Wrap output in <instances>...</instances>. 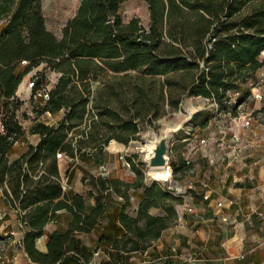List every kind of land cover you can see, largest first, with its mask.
<instances>
[{"label": "trees", "instance_id": "obj_1", "mask_svg": "<svg viewBox=\"0 0 264 264\" xmlns=\"http://www.w3.org/2000/svg\"><path fill=\"white\" fill-rule=\"evenodd\" d=\"M125 1L81 0L59 38L47 28L43 0H0V185L15 209L25 212L21 221L29 231L23 247L35 263L63 264L70 253L71 260L89 262L93 254L75 234L90 233L106 217V195L97 196L88 213L85 197L64 192L58 153L70 158L91 154L103 166L111 141L128 145L139 133L138 122L160 119L165 105L178 110L185 96L215 102L216 115L230 109L236 116L251 96L248 84L264 65L259 59L264 50V0H144L148 29L139 18L123 22ZM23 62L27 65L19 70ZM43 63L44 73L55 71L60 77L36 113L64 116L56 126L35 124L29 133L39 136V142L10 161L15 143L27 134L18 117L24 105L18 89ZM42 88L36 78L33 96ZM235 92L241 96L229 104ZM86 120H92L87 133L80 130ZM210 120L195 127L205 128ZM171 151L176 177L181 166ZM128 161L136 175L133 183L101 182L103 192L112 190L124 201L118 214L123 236L100 239L112 245L110 255L118 260L121 252H146L176 225L177 206L184 202L159 184H146L144 172ZM131 190L140 192L136 216L128 213ZM62 209L72 221L65 232L48 237L44 254L35 242ZM152 209L160 213L153 215Z\"/></svg>", "mask_w": 264, "mask_h": 264}, {"label": "crops", "instance_id": "obj_2", "mask_svg": "<svg viewBox=\"0 0 264 264\" xmlns=\"http://www.w3.org/2000/svg\"><path fill=\"white\" fill-rule=\"evenodd\" d=\"M75 15L76 13L73 17ZM133 18L129 20L123 18V22L128 24ZM149 26L150 15L148 27H144L148 29ZM257 79L256 75L253 81ZM250 101L253 100L246 101L238 108L234 119L222 115L214 120V130L211 129V123L202 129L203 132L206 131V137L202 139L207 141V145L200 144L199 157L204 159V165L200 167V170H204L203 174L209 180L206 185L208 189L204 193H197L200 198H195L192 193H189L177 208L179 219L176 225L164 231L161 238L153 242L144 253L121 252V262L129 261V264H264V223L259 216L260 213H264V121L258 120L259 118L255 116L257 112L260 114L264 111V101H255V103ZM60 115L62 117L63 113ZM247 119H250L251 125L245 128L243 125ZM37 123L49 125L38 118L31 123L30 129ZM22 125L24 127V124ZM24 129L28 138H33L32 144L36 145L40 137L30 136L29 129L25 127ZM0 132H3L2 125ZM207 132L211 135L210 138ZM234 135L239 139L238 150L233 149ZM27 149L28 147H14L10 161L18 159ZM123 150L124 146L115 141L105 148L103 157L107 177L98 173L97 166H101L95 163L91 154H87L86 158L80 157L79 163H71L67 159L59 161V174L64 192L70 197L74 195L85 197L88 213L95 207L97 196L109 197L106 201V217L100 224L90 233L75 234L84 250L93 254L90 261L85 262L82 258L71 260L68 257L74 254L70 253L63 264L107 262L111 258L112 245L107 240L100 242L101 237L115 240L123 236L124 230L118 216L124 203L123 198L112 190L103 192L101 188V182L105 179L119 180L124 183H133L136 180L134 173V175L129 173L132 178L128 180L121 176V165L117 162V156ZM124 175H127V170ZM89 178L93 180V185H90ZM66 186L68 189L65 188ZM135 194L138 197L140 192ZM131 198L130 207L133 212L129 214L136 216L140 204L139 197L137 203H134L133 197ZM219 203L223 204L222 207L218 206ZM187 204L195 207L194 213L185 210ZM155 212L157 211L154 209L150 211L153 215L157 214ZM224 218L228 221L225 222ZM71 221L72 215L69 212L65 209L59 210L56 218L46 224L43 236L36 240V249L46 254L48 237L54 232H65ZM27 231H29L27 227H20L15 207L7 196L5 188L0 185V242L9 248L5 254L12 261L10 264H38L30 259L23 247ZM170 251H175L181 255L182 259L164 260L163 257Z\"/></svg>", "mask_w": 264, "mask_h": 264}, {"label": "rangeland", "instance_id": "obj_3", "mask_svg": "<svg viewBox=\"0 0 264 264\" xmlns=\"http://www.w3.org/2000/svg\"><path fill=\"white\" fill-rule=\"evenodd\" d=\"M79 4H80V0H43V12L46 19L47 28L50 31H52L57 37L60 38L62 36L63 28L76 13ZM121 15L125 20H129L133 17H139L142 25L148 27L149 24L148 8L144 0L125 1V3L121 7ZM26 65L27 64L24 63L21 64L19 70H22ZM46 66L47 64L43 63L39 67L34 68L27 76L24 77L18 89L17 97L20 98L22 101H24V105L18 112V117L21 123L24 124V127L26 129H29V131L32 125L31 123H34V121L37 120L38 118H40L41 122L48 123L51 126H55L56 122H58L57 120L62 118L60 114H57L55 116L42 114L39 116V114L36 113L37 110L41 109L46 102V100L42 95H44L45 91L49 92L56 85L60 77V74L55 71H47L46 73H44V69ZM113 76L114 75H112V77ZM36 78H38L39 81H42L43 88L41 89L40 93H38L34 97L33 88L30 89V84L32 83V81H35ZM150 93H153L152 95H154V92H150ZM249 100H253L250 102L255 103V100L251 96L248 98L247 101ZM241 106L242 105H240L239 107ZM216 108L217 107L215 102L210 101L209 99H206L204 97L185 96L178 110L174 111L168 105H165V107L163 108V117H161L160 119L150 120L151 119L150 117L147 118L144 122H138L137 125L139 128V133L134 138H131V141L128 145L120 143L124 146V150L121 153H119L117 156V162H119V164L121 165V171H122L121 176H123L126 180L132 178L131 175L133 174V172L131 170V164L128 161V159H132L135 165H137L144 172L145 175L144 182L148 185L159 184L166 190L173 193H176L179 190L181 192L183 191L180 195L183 199H185L191 192L204 193L208 189L206 185L208 184L209 180L203 174L204 170L203 171L200 170V167L204 165L203 163L204 159L200 158L199 156L201 155L200 140L206 137V131L203 132L202 131L203 128L201 127H195V124H200L203 121L211 118L209 123H211L210 124L211 129L214 130L215 128L214 120L219 118V116L216 115ZM191 113H195L193 118L184 125V127L178 134H175L172 137L170 142V150H172L171 151L172 159L173 161L180 163L181 172L176 177H174L173 169L169 165L172 175L168 183H165V181L154 178L153 171H151L148 168L147 164L144 163L147 155L146 147L149 141L152 139L154 133L161 134L166 125L183 124L184 121L188 119L189 114ZM255 116L259 118L258 120L264 121V111L261 112L260 114L257 112ZM91 121L92 120H86L85 123L80 127V130L87 133L90 129L89 125ZM208 136L209 138L211 137L210 134ZM33 141L34 140L32 137L28 138V136L26 135V139L23 141L20 140L19 144L15 145L14 147L15 148L29 147V145H33L32 144ZM109 145L107 147H109ZM83 156H82L83 158H86L85 157L86 155ZM77 162L79 163V157H77V161L75 163ZM142 162L145 164L144 166L140 164ZM103 166L105 167V161ZM97 169H98V173H101L103 175V173L100 170V167L97 166ZM124 169L127 170V175H124L125 173ZM135 176L133 177L135 178ZM89 179H90V185H93V180L91 178ZM137 192L139 191L136 192L133 190L130 191L131 197L134 198L133 199L134 203H137L138 197L136 196L137 194H135ZM193 193L192 196L194 197ZM135 197H137V199ZM107 199H109V197H107ZM178 207L179 205L177 206V208ZM18 210L19 209H15V212L18 216L19 225L20 227H26L25 224L23 225V222L21 221V217L24 214L22 215L21 212H19ZM154 210L157 211L155 213L157 214L160 213L159 210L157 209ZM131 212H133V210L129 206L128 213ZM0 247L2 248V249L0 248V264L12 263L9 256L5 254L6 250L9 248H7V246H3L1 242H0ZM109 263L129 264V261L121 262V259L116 261L115 259H113V257H111L110 260L107 262H103V261L96 262V264H109Z\"/></svg>", "mask_w": 264, "mask_h": 264}, {"label": "built area", "instance_id": "obj_4", "mask_svg": "<svg viewBox=\"0 0 264 264\" xmlns=\"http://www.w3.org/2000/svg\"><path fill=\"white\" fill-rule=\"evenodd\" d=\"M2 23H0V25H1ZM259 59H260V61L261 62H263L264 63V50L261 52V55H260V57H259ZM24 64H27V62H23ZM256 75L258 76V79H257V81L255 82V81H251L249 84H248V87L251 89V97L255 100V101H258V102H263L264 101V65H263V67L256 73ZM34 87V81H32V83L30 84V89L31 88H33ZM40 91L41 90H39L38 92H37V94L38 93H40ZM50 92V91H49ZM49 92H46L45 91V93H44V95H42L43 97H44V99L46 100V101H48L49 100ZM36 94V95H37ZM35 95V96H36ZM34 96V97H35ZM241 96V92H235V93H232V94H230V97H231V100H230V102H229V104H236L237 103V99L239 98ZM224 116V117H226V118H229V119H234V117L235 116H233L232 115V111L229 109L227 112H225V113H219L217 116ZM250 125H251V121H250V119H247V120H245V122H244V127L245 128H248V127H250ZM20 141V140H19ZM19 141H17L16 143H15V145H17V144H19ZM238 142H239V139L237 138V136L236 135H234V137H233V149L234 150H238ZM200 144H201V146H206L207 145V141L205 140V139H202V140H200ZM57 158H58V160L59 161H61V160H63V159H68L71 163H75L76 161H77V158H70V157H68L65 153H58L57 154ZM188 164H189V162H188ZM180 191V190H179ZM176 192V193H174L176 196H180L181 195V193L183 192ZM222 203H219L218 204V206L219 207H222ZM186 207V210L188 211V212H191V213H194L195 212V208L193 207V206H191V205H186L185 206ZM19 212H21V214L23 215V214H25V212L24 211H21V210H18ZM260 218H261V220L263 221V223H264V213H260ZM224 221L225 222H227L228 221V219L227 218H224ZM23 225H24V223H23ZM242 258H244V257H242ZM163 259L164 260H170V259H174V260H180V259H182V257H181V255H179L178 253H176L175 251H170L169 252V254H166L164 257H163Z\"/></svg>", "mask_w": 264, "mask_h": 264}, {"label": "water", "instance_id": "obj_5", "mask_svg": "<svg viewBox=\"0 0 264 264\" xmlns=\"http://www.w3.org/2000/svg\"><path fill=\"white\" fill-rule=\"evenodd\" d=\"M194 114L195 113L189 114L188 119L184 121L183 124H169L165 126L161 134H153L152 139L149 141L151 148L144 161L151 171L165 170L170 168L171 139L175 134H178L182 130L184 125L193 118ZM100 170L104 177L108 176L104 166H101ZM165 183H168V179L165 180ZM65 188L68 189V186Z\"/></svg>", "mask_w": 264, "mask_h": 264}, {"label": "bare ground", "instance_id": "obj_6", "mask_svg": "<svg viewBox=\"0 0 264 264\" xmlns=\"http://www.w3.org/2000/svg\"><path fill=\"white\" fill-rule=\"evenodd\" d=\"M150 148H151V145L148 143V145L146 147L147 155L149 154ZM153 173H154V178L162 180V181H165L166 179H168V182L170 181L171 175H172V172H171L170 168L165 169V170L153 171Z\"/></svg>", "mask_w": 264, "mask_h": 264}]
</instances>
